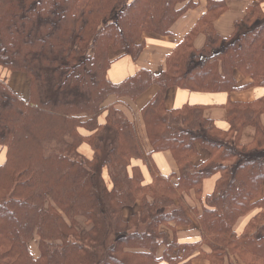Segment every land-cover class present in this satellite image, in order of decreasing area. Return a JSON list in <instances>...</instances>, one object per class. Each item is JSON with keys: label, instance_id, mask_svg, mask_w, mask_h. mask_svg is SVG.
<instances>
[{"label": "trees", "instance_id": "16d2710c", "mask_svg": "<svg viewBox=\"0 0 264 264\" xmlns=\"http://www.w3.org/2000/svg\"><path fill=\"white\" fill-rule=\"evenodd\" d=\"M184 1L0 0V66L29 79L28 98L0 79V147L6 150L0 163V264H192L202 246L211 248L203 254L211 264L227 256L230 264H264V96L229 102L227 130L201 105L167 109L164 102L176 86L235 90L236 71L264 86L261 5L250 7L225 38L214 21L228 1L208 0L164 71H141L119 84L107 78L110 50L136 58L144 48L138 43L142 32L169 34L192 5ZM199 33L207 41L196 49ZM152 84L159 91L141 111L146 145L136 121L104 102L111 95L136 98ZM106 110L107 122L99 124ZM247 126L255 128V138L245 144ZM83 142L93 148V158L79 153ZM199 147L209 157L196 165ZM164 150L171 151L178 173L166 176L153 163L152 153ZM133 159L148 168L151 183L144 184ZM215 174V189L198 212L187 195L200 193L203 180ZM130 207L137 210L125 219ZM254 209L259 211L238 234L236 222ZM192 220L201 229L199 242L170 240L164 226L175 232ZM34 235L37 258L29 246Z\"/></svg>", "mask_w": 264, "mask_h": 264}, {"label": "crops", "instance_id": "0c3cea01", "mask_svg": "<svg viewBox=\"0 0 264 264\" xmlns=\"http://www.w3.org/2000/svg\"><path fill=\"white\" fill-rule=\"evenodd\" d=\"M226 10L214 21L215 31L222 37H230L234 30L236 23L244 18L250 7L261 5L264 11V0H227ZM190 2L192 4L188 9L175 21L171 27V31L167 35H148L143 40L144 48L141 53L134 58L132 55L126 54L121 57H114L113 61L107 70V78L115 83L119 84L141 71H146L151 74H159L166 69L167 57L171 55L174 50L184 41L187 34L197 25L200 18L207 11L208 0H185L186 4ZM207 41L204 33H199L194 40V47L201 49L204 47ZM24 74V73H23ZM21 77H18L22 81L23 89L16 90L22 97L27 98L29 95V79L27 75L22 73ZM10 80H13L12 74H9L8 83L12 84ZM235 80L237 89L230 91H198L191 90L183 87H171L165 94L164 102L167 109H179L184 105H201L204 109L206 117L213 120L215 125L223 130H227L230 127L228 122V112L226 106L229 102H252L256 99L264 96V86L251 85L253 79L246 77L239 71L235 72ZM11 86V85H10ZM12 87V86H11ZM159 91L157 84H152L136 98L122 97L114 98L113 96L108 99L107 106L115 104L118 109H121L126 116L136 121L138 130L143 136V141L147 145V139L144 134V122L142 119V108L148 104L156 93ZM108 110L101 113L98 117L99 124H105L107 122ZM264 124V116H263ZM80 133L84 136L91 134V131L80 128ZM255 138V128L247 126L242 132L241 141L245 144L250 143ZM147 151L150 150L146 146ZM78 151L80 154L87 158H93L94 150L87 143L83 142L79 145ZM209 157V152L199 147L198 154L196 155L193 163L198 165L203 163ZM6 158V150L0 147V163H3ZM153 163L157 167L160 173L168 176L173 173L179 172V166L177 161L173 157L171 151H156L152 153ZM132 166L140 168L141 173L144 176V184L152 182V177L148 168L138 159H133ZM132 171V167H131ZM220 174H215L211 177L205 178L201 187L200 193H196L195 190H191L187 195V201L191 206L196 207L198 212H201L205 206L206 196L211 194L216 186V182ZM137 207L127 208L124 211V218L129 219L130 216L136 212ZM259 209H254L248 214L240 217L236 222L234 228L238 234H242L251 218L257 214ZM171 226H175L173 222ZM164 230L169 232L170 240L175 238L178 243L181 244H194L202 239L201 229L195 220L188 225H182L175 228L164 226ZM166 244L161 245L156 254L161 258L165 252ZM202 250V255H201ZM211 248L208 246L197 247L195 253L192 255V264H211V262L203 256L204 253H210ZM233 258V257H232ZM158 264H168L166 261H159ZM222 264H230L229 257H225Z\"/></svg>", "mask_w": 264, "mask_h": 264}, {"label": "rangeland", "instance_id": "374dc122", "mask_svg": "<svg viewBox=\"0 0 264 264\" xmlns=\"http://www.w3.org/2000/svg\"><path fill=\"white\" fill-rule=\"evenodd\" d=\"M148 35H154V36H157V35H161V34H158V33H156V32H147V31L142 32L141 37H140L139 40H138V43L140 44L143 40H145V37L148 36ZM119 53H120V52H119ZM119 53H118L117 51L113 50V49L110 50V56H111L112 58L116 57ZM21 73H22V72H12L11 70H9V69H7V68H4V67H1V66H0V79L6 80V81L8 82L9 74H12V76H13V80H12V81L10 80V82L12 83V84H10V85L12 86V87L10 86V87L12 88V90H13V89H16V90H25V89H23L22 81H20V79H18V77H21V76H20ZM24 74H25V73H24ZM24 74L22 73L23 76H24ZM25 75H26V74H25ZM27 88H28V90H29V87H27ZM18 94H19V93H18ZM19 95H20V94H19ZM20 96H21V95H20ZM28 96H29V95H27V98H28ZM112 96H113L114 98L117 97V96H115V95H111L110 97H108L107 100L104 102V105H105V106H107V101H108V99L111 98ZM117 98H118V97H117ZM121 98H122V97H121ZM54 145H57V144H54ZM51 148H52V147H51ZM29 246H30V250H31L33 256H34L35 258H37V257L39 256V254H40V248H39V237L36 236V235H34V237H33V239L31 240Z\"/></svg>", "mask_w": 264, "mask_h": 264}]
</instances>
